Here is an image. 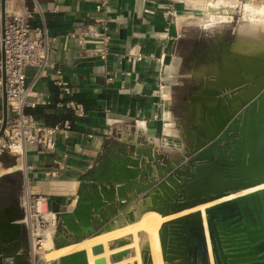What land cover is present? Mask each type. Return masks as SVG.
<instances>
[{
	"label": "water",
	"instance_id": "95a60500",
	"mask_svg": "<svg viewBox=\"0 0 264 264\" xmlns=\"http://www.w3.org/2000/svg\"><path fill=\"white\" fill-rule=\"evenodd\" d=\"M233 47L224 43L221 53L210 55L217 62V76L211 77L213 83L208 77L191 98L195 111L186 128L182 159L163 164V155L153 149L107 148L80 176L75 206L57 214V249L67 247V237L81 243L135 222V204L140 200L144 211L167 217L249 191L164 223L159 232L163 259L211 264L212 253L215 264H264V56H244ZM5 84L3 70L0 138L8 122ZM9 212L0 218V261L23 264V208ZM58 231L64 240L56 237ZM139 235L142 264H154L147 235ZM133 242L132 236L121 238L111 242L109 249ZM105 251L104 245L93 247L95 256ZM136 256L134 249L127 248L112 254L110 262ZM52 264L90 263L88 253L80 251ZM95 264H108V260L102 256Z\"/></svg>",
	"mask_w": 264,
	"mask_h": 264
},
{
	"label": "crops",
	"instance_id": "0c3cea01",
	"mask_svg": "<svg viewBox=\"0 0 264 264\" xmlns=\"http://www.w3.org/2000/svg\"><path fill=\"white\" fill-rule=\"evenodd\" d=\"M38 2L49 36L56 42L50 53L53 68L35 84L37 98L46 105L28 107L27 113L47 126L63 127L70 122L72 129L56 135L52 150L29 145L27 159L33 168V193L44 196L48 212L57 216L75 206L80 176L109 147L153 149L163 155V164L181 160L187 147L186 128L195 111L191 98L208 77L214 81L212 76L202 77V65L209 62L204 63L201 54L182 52L184 43L192 40L194 25L183 28L176 22V14L168 19V8H176L174 0ZM8 4L9 9L21 5L32 9L34 0H8ZM41 20L36 14L33 27ZM83 30L102 36L81 43L72 34ZM224 43L215 41L207 55L221 53ZM35 76L32 70L29 81ZM2 97L0 94V111ZM69 104L82 106L83 115ZM171 124L177 137L169 133ZM12 161L16 160H0V218L20 204L15 205L21 189L19 178L1 172L11 169Z\"/></svg>",
	"mask_w": 264,
	"mask_h": 264
},
{
	"label": "built area",
	"instance_id": "2783aa9c",
	"mask_svg": "<svg viewBox=\"0 0 264 264\" xmlns=\"http://www.w3.org/2000/svg\"><path fill=\"white\" fill-rule=\"evenodd\" d=\"M2 2L3 0H0V94L3 95V70H5L8 122L0 138V160L11 158L18 163L20 159L24 160L22 176L19 178L23 196V223L31 264H42L41 255L48 250L46 232L51 224H54L56 229L58 222L55 214L53 218L47 207L46 210L44 209L46 206L44 196L33 193L31 177L33 168L28 164V147L36 144L44 150L54 149L56 135L59 133L66 135L72 129V123L66 122L63 127L47 126L41 124L34 115L27 113L28 107L46 105L37 98L35 84L53 68L50 63V53L56 40L49 36L45 15L38 0H34L32 9L25 5L9 9L7 0L4 19L1 12ZM36 14H39L42 20L40 25L34 28L32 20ZM174 15V8H168L166 13L168 19L172 20ZM72 36L77 37L82 43L92 38L98 39L102 35L83 30ZM3 53L5 62L2 60ZM32 70L36 71V76L30 82L29 74ZM32 99L35 101L32 102ZM60 106L64 107V105ZM67 106L76 109L80 116L83 115L82 106L71 104ZM0 117L3 118V110L0 111ZM156 118H159L158 114Z\"/></svg>",
	"mask_w": 264,
	"mask_h": 264
},
{
	"label": "bare ground",
	"instance_id": "6f19581e",
	"mask_svg": "<svg viewBox=\"0 0 264 264\" xmlns=\"http://www.w3.org/2000/svg\"><path fill=\"white\" fill-rule=\"evenodd\" d=\"M176 2L175 8V20L178 24H182L185 29H190L195 22L204 23L206 28H212L217 24H228L234 20L236 10L241 8L242 18L240 26L236 30V40L234 43V51L244 56H264V0H247V2L241 3L240 0H174ZM170 135L178 136L174 124L170 126ZM24 167V160L20 159L19 163L9 170L2 169V172L13 173L22 170ZM249 191H242L230 197L217 200L215 202L201 205L199 207L186 210L184 212L163 216L162 214L153 210L144 211L142 201H138L135 206L137 210V219L135 222L128 223L122 228H115L110 232H106L100 236L94 238H88L81 243L73 244L61 249H57L54 241L55 225L51 224L46 232V238L48 242V250L45 254L41 255L42 264H52V262L59 260L61 257L86 251L89 257V263L95 264V261L102 256L110 262V256L117 252L126 250L127 248L134 249L137 256L130 258L117 264H133L138 262L142 264L140 255L141 237L140 233H145L148 237L151 253L154 264H170L164 261L161 243L159 239V232L164 223L177 219L188 214H192L198 211H203L210 206H214L225 200L240 196ZM150 204V202H146ZM133 206V207H135ZM46 210V206H44ZM54 218V214H51ZM125 215L120 218L125 220ZM132 236L134 242L131 245L117 248L114 250L109 249V244L115 240ZM97 245L105 246V253L101 256H95L93 254V247ZM211 264H215L212 253L210 254ZM172 264H190L189 261H182Z\"/></svg>",
	"mask_w": 264,
	"mask_h": 264
},
{
	"label": "rangeland",
	"instance_id": "374dc122",
	"mask_svg": "<svg viewBox=\"0 0 264 264\" xmlns=\"http://www.w3.org/2000/svg\"><path fill=\"white\" fill-rule=\"evenodd\" d=\"M241 3H246L247 0H240ZM242 18V11L241 8L236 10V14L234 15V20L232 23L228 24H217L213 26L212 28H206L204 23L201 22H195L194 26L192 27L194 29L193 33L191 34L192 40L189 42L184 43L182 47V52L187 53L188 51H192L193 54L199 53L202 56V60L204 63H208L207 65H202L204 68L203 70H200L202 72V77L204 75L208 76H217V62L214 58H210V55H207L212 52V49L210 46L212 44L222 39L225 43L232 47L236 40V30L240 26ZM232 49V48H231ZM201 66H197L194 70V75L199 74V69ZM192 75V73H191ZM197 76V75H196ZM193 77V75H192ZM12 164H15L16 166L18 164L17 161H12ZM13 166V167H14ZM2 172V170H1ZM10 176H14V178H20L22 176L21 170L18 172L10 173ZM184 260H177L169 262L171 263H178ZM168 263V262H167Z\"/></svg>",
	"mask_w": 264,
	"mask_h": 264
},
{
	"label": "flooded vegetation",
	"instance_id": "af4514ba",
	"mask_svg": "<svg viewBox=\"0 0 264 264\" xmlns=\"http://www.w3.org/2000/svg\"><path fill=\"white\" fill-rule=\"evenodd\" d=\"M19 184H20V181H19ZM18 203H20L18 206L23 208V196L21 194V189L19 190V194L16 195V204L15 205H17ZM56 237L58 239L59 238L60 239L62 238V236H61V234H60L59 231H58V234L56 235ZM67 238H68L67 239V246H70V245H73V244H77V242H78V239L75 238V237L74 238L73 237H67ZM62 239L64 240V238H62ZM23 247H24V252H25V255H24L25 256V259H24L23 264H31V258H30V254H29V245H28V240H27L26 233H25V236H24ZM0 263L1 264H10L9 261L6 258H3L2 259V262L0 261Z\"/></svg>",
	"mask_w": 264,
	"mask_h": 264
},
{
	"label": "trees",
	"instance_id": "16d2710c",
	"mask_svg": "<svg viewBox=\"0 0 264 264\" xmlns=\"http://www.w3.org/2000/svg\"><path fill=\"white\" fill-rule=\"evenodd\" d=\"M3 164H4V166H5L6 168L11 167V166H9L8 164H5V163H3Z\"/></svg>",
	"mask_w": 264,
	"mask_h": 264
}]
</instances>
